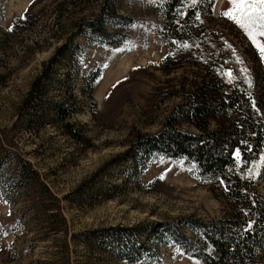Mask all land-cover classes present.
Listing matches in <instances>:
<instances>
[{"label":"rangeland","instance_id":"1","mask_svg":"<svg viewBox=\"0 0 264 264\" xmlns=\"http://www.w3.org/2000/svg\"><path fill=\"white\" fill-rule=\"evenodd\" d=\"M103 1L0 0V156L11 152L32 165L59 200L66 227L63 232L59 217L49 219V212L30 209L22 193L11 203L0 193V264H128L112 255L111 244L103 252L83 243L86 233L107 231L122 237L129 255L151 249L152 257L131 264H198L180 255L169 240L153 242V233L162 223L209 220L227 212L218 192L192 176L181 159L158 156L139 168L125 156L137 134L160 131L181 102V93L171 91L202 72L189 54L175 67H157L168 45L155 34L164 25L156 0H114L117 13L135 25L124 32V43L114 49L78 36L73 58L60 62L44 82L35 102L40 107L26 109L43 65L70 37L73 25L97 14ZM226 4L217 0L211 17L201 15L205 27L222 35L219 54L209 48L217 73H229L228 57L242 61L240 69L263 75L256 48L220 15ZM28 10L36 18L33 26L10 32L12 19ZM96 69L101 76L91 102L85 81ZM62 102L73 110L65 120L69 128L55 118L54 107ZM182 129L189 130L186 125ZM257 189L264 198V182Z\"/></svg>","mask_w":264,"mask_h":264},{"label":"trees","instance_id":"2","mask_svg":"<svg viewBox=\"0 0 264 264\" xmlns=\"http://www.w3.org/2000/svg\"><path fill=\"white\" fill-rule=\"evenodd\" d=\"M156 1L163 12L164 25L157 27L155 34L165 39L168 45V55L157 67L163 70L175 67L189 54L190 60L202 67V72L194 74L189 83L183 81L178 91H171V94L181 93V102L168 114L160 131L137 134L129 143L125 156L132 167L139 168L145 161L158 156L181 159L192 176L218 192L227 212L209 220L188 217L162 223L153 233V242L169 240L176 250L198 264H264V198L257 189L264 182V160L261 159L264 115L260 114L264 113V74L254 75L248 69L245 74L239 68L240 63L228 57L231 75L217 73L209 48L219 54L222 35L195 20L197 12L212 16L213 7L209 8L208 0H201L197 7H193L190 0L183 3L180 0ZM216 1L212 0L213 5ZM116 6L114 0H104L97 14L73 25L70 37L55 50L43 65L41 75L32 83L25 100L26 106L30 104L26 109L40 107L35 102L45 90L44 82L51 79L52 71L60 62L73 58L78 36L114 49L124 43V32L134 25V21L119 15ZM181 11L187 15L178 25L176 21L181 19L178 14ZM29 12L12 19L10 32L33 26L36 18ZM100 76L101 70L96 69L88 73L85 81L91 102L94 85ZM63 82L69 85L67 78ZM253 101L258 111L253 110ZM54 112L55 118L69 128L65 120L72 115L70 105L59 103ZM184 125L189 130L182 129ZM242 142H247L250 150H244L239 158H234L232 154L245 147ZM220 177L228 182L229 191L226 192L220 184ZM123 183L126 184V179ZM0 189L2 199L7 203L22 193L32 204L30 209L37 210V213L49 212V219L59 217L63 232H66L65 221L59 214V200L25 159L11 152L0 156ZM50 201L53 206L48 205ZM245 211L250 215L245 216ZM248 220L253 221L254 226L245 232ZM121 238L107 231L88 232L82 240L88 247L96 246L103 252L112 245V255L128 264L142 256L152 257L149 247L129 255L126 253L129 246L126 247Z\"/></svg>","mask_w":264,"mask_h":264},{"label":"snow or ice","instance_id":"3","mask_svg":"<svg viewBox=\"0 0 264 264\" xmlns=\"http://www.w3.org/2000/svg\"><path fill=\"white\" fill-rule=\"evenodd\" d=\"M180 2L183 3L184 0H180ZM200 2L201 0H190V3L193 7H197ZM208 5L209 8L214 7L212 0H208ZM225 7L226 10L222 11L220 15L228 21H231L240 30L243 31L251 44L256 48L261 62H264V43H261V39L264 38V0H227V4L225 5ZM178 14L181 19L177 20L176 23L179 25L183 18L187 15V12L181 11ZM22 19H26V17H22ZM195 20L200 24L204 22L199 12L195 14ZM133 26L135 27V25ZM8 30L12 31V28H9ZM172 43L175 44L176 41H173ZM184 47L188 46L185 45ZM169 55H172V53L169 52ZM237 62L242 63V61H240L239 59L237 60ZM225 63H227V61H225ZM105 67H107V65H105ZM242 71L245 74H247L248 72L247 68L242 69ZM228 74L231 75V70H229ZM248 82L249 85H251V81ZM253 110L258 111L254 101ZM260 114L264 115V113ZM242 143H244L245 147L243 149L236 150L232 154L234 158H239L242 151L250 150L247 149V142ZM261 159L264 160V150H262ZM248 178L251 179V176H249ZM161 179H163V176H161ZM219 182L224 187L226 192L230 190L228 182L223 177L219 178ZM5 203H7V201H5ZM9 215H11V213H9ZM244 215L249 216L250 213L248 211H245ZM253 226V221L248 220L246 226L244 227V231L247 232L251 230ZM177 251L179 252L178 249ZM179 254L184 255L183 252H179ZM173 259H175V257H173Z\"/></svg>","mask_w":264,"mask_h":264}]
</instances>
